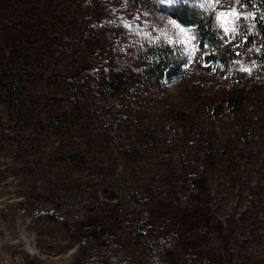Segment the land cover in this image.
Instances as JSON below:
<instances>
[{
    "label": "rangeland",
    "instance_id": "374dc122",
    "mask_svg": "<svg viewBox=\"0 0 264 264\" xmlns=\"http://www.w3.org/2000/svg\"><path fill=\"white\" fill-rule=\"evenodd\" d=\"M151 1L149 11L129 0H0V81L21 76L37 124L86 102L97 123L104 110L116 126L108 136L77 117L60 135L30 132L0 101V264H78L89 251L118 264H157L141 249L152 240L165 244L164 264H264L259 9L251 0ZM182 6L212 20L220 47L203 49L197 30L171 16ZM229 9L241 15H224V23ZM160 44L184 55V82L106 99L102 80L136 70L142 50ZM223 45L236 55L229 66L208 64L205 56ZM67 82L79 92H68ZM247 85L262 90L247 95ZM228 91L249 96L245 111L225 105L213 114L211 97ZM133 132L141 138L129 157L139 160L137 204L124 190L133 177L124 171L122 136ZM76 147L81 161L68 164ZM77 192L87 203H77ZM64 201L75 217L64 214Z\"/></svg>",
    "mask_w": 264,
    "mask_h": 264
},
{
    "label": "trees",
    "instance_id": "16d2710c",
    "mask_svg": "<svg viewBox=\"0 0 264 264\" xmlns=\"http://www.w3.org/2000/svg\"><path fill=\"white\" fill-rule=\"evenodd\" d=\"M132 5L140 7L145 10H151L153 8L151 0H129ZM255 1L256 8L259 9L257 14V28L260 34H262V38L264 37V0H251ZM171 16L176 19L183 26H193L198 33L199 36V46L203 49L212 47H220L218 34L216 33L213 23L211 19H207L205 16H198L193 13L189 7L182 6L171 13ZM264 40V38H263ZM221 51L219 53L208 54L205 56V61L208 64H213L215 66H225L228 67L231 63L232 59H234L235 52L230 49V47L222 46L220 48ZM264 53V49L262 51ZM142 62L136 68V70H128L122 69L118 71H114L106 76L105 79L102 80V85L104 89L105 97L116 99L119 98V95L125 93H138L134 92V87H137V90L145 92V97L148 96L147 91L152 90H160L162 92H167L169 86L176 80L178 83H183L185 78V66L187 61L184 59V55L179 51L175 50L171 46L166 44L160 45H150L146 46L141 53ZM21 78L19 74H15L13 78L5 85L0 81V101H5L10 104L11 107L14 108L15 120L18 123H21L27 131H37L38 126L44 130L48 131L52 135H60L63 131H66V123H70L72 125L76 124L77 117H86L88 121V127L92 130H101L105 134L109 136L111 132H114V128L116 126L110 124L113 121V116L109 115L103 110L104 124L101 125L97 123L94 115V110L90 108V106H86V102H82L84 108L78 107L76 104H73L72 107L66 109L65 111H54L49 113L47 119L45 121H41L42 125L37 124L35 116L30 113V108L28 104L23 100V86L18 84V80ZM259 85V84H256ZM66 89H69L68 92L78 93L80 88L73 82H67L64 84ZM244 92L248 94H256L258 91H261L262 88L256 89L250 85H247L246 88H243ZM234 91H228V93L219 95L218 98H212V101L208 102L210 105L209 108L212 109V113L216 115H222L225 112V105L229 108V110H233V108H238L241 111H245V106L248 103L249 96H240L235 97ZM8 98V99H7ZM131 102V101H130ZM221 103V104H219ZM224 105V107H223ZM239 112V113H240ZM84 114L85 116H81ZM63 117L64 120H61ZM90 117V118H89ZM175 120L176 117L173 116ZM132 124L130 127L126 128L128 133L130 132ZM140 137V136H139ZM136 137L134 132L130 134H125L122 136L124 140H128L125 145L126 155L124 157V171L126 175H130L133 177L132 180L128 181V186L124 187L125 192H130L133 195L134 202L133 204H137L138 202V194L141 189H139L136 185L137 176L140 170L139 160H130L129 157H132L135 153L137 146V141L141 140V138ZM145 147H150L151 143L149 141H144ZM220 144L219 142H217ZM141 147V146H140ZM130 151V152H129ZM220 153L218 147L213 150V154H210L208 160H214L215 157ZM212 157V158H211ZM81 161V157L79 154L78 147L74 148L71 152L69 151L68 155V164L69 163H77ZM55 183V182H54ZM137 191V193L135 192ZM79 192L74 195L78 204L87 203L85 200H81L78 197ZM96 197L91 198V204L96 202ZM62 210L65 215L69 218L75 217L74 207L71 202L64 201L62 203ZM78 212V209H76ZM151 244H141L142 251L149 257L152 261L157 264H164L163 259H165L166 255V246L162 241L152 240ZM78 264H118L117 262H109L103 256L94 257L92 252L89 251V254L85 256L83 261H80Z\"/></svg>",
    "mask_w": 264,
    "mask_h": 264
},
{
    "label": "snow or ice",
    "instance_id": "6c2138e0",
    "mask_svg": "<svg viewBox=\"0 0 264 264\" xmlns=\"http://www.w3.org/2000/svg\"><path fill=\"white\" fill-rule=\"evenodd\" d=\"M164 2L165 3H168V4H182L183 2H184V0H164ZM214 2H215V0H214ZM224 15H228L229 17H231L232 15H236V16H240L241 15V13H239V12H234L233 10H231V9H229L228 11H227V13H221V20L223 21V16ZM224 23H227V21H223ZM225 31H227V29H225Z\"/></svg>",
    "mask_w": 264,
    "mask_h": 264
}]
</instances>
